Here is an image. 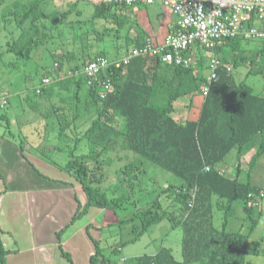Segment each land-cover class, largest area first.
<instances>
[{
    "label": "trees",
    "instance_id": "1",
    "mask_svg": "<svg viewBox=\"0 0 264 264\" xmlns=\"http://www.w3.org/2000/svg\"><path fill=\"white\" fill-rule=\"evenodd\" d=\"M44 1L19 3L24 9L17 23L21 25L29 20V27L17 39L8 42L9 51L15 55L27 59L33 47L48 39L45 32L39 41L37 37L36 22L46 15L43 11L39 12V5ZM93 5L92 21L101 19L115 24L117 28L128 21L123 12L127 9L125 7L105 3ZM68 11L61 15H66ZM130 31L129 28L122 36L124 55L132 48L143 45L147 39L143 31L136 33L135 30L134 36L129 37L127 33ZM240 40L243 39L225 40L214 53L219 54L225 64H239L237 55L232 52L237 51ZM83 41L84 48L79 54L67 51L56 57L53 64L55 75L49 77L51 83L41 85L39 89L45 98H49L55 88L68 91V85L73 86L74 105L66 102L65 98L60 99V105H50L51 112L61 124L57 137H68L64 131L70 128L71 137L76 141L74 151L78 150L77 143L82 139L88 145V151L85 149L78 155L72 154L63 165L51 163L74 177L86 196V202L77 204L70 221L57 232V237L84 216L90 207L116 211L128 200L124 196H107L97 185L103 179L100 173L103 154L116 151L119 145L141 159L130 162L122 170L129 177L124 179L125 183L131 187L134 170L141 168L145 162L155 164L183 181L172 192L173 202L166 208L156 200L128 218L119 220L133 223L134 236L128 241H134L150 225L165 218L172 219L173 225L180 227L183 233L181 261L173 257L169 248L162 247L153 255H140L124 260L122 264H243L246 244L256 224L252 214L258 205L257 198L262 196L261 187L253 182L251 175L257 160L264 154V137L245 163V170L241 166V151L256 135L264 136V98L255 94L244 81L235 82L231 71L223 67L216 70V79L208 84L207 94L202 97L200 86L206 83V77L195 74L192 68L142 57H134L128 65L118 69L111 66L107 76L112 89L101 98L97 89L104 80L103 75L93 86L83 84L82 77L74 80V76L69 75V72L81 70L98 57H106L104 52L90 51L87 38ZM226 47L230 49L229 53L222 54ZM118 57L117 53L112 55V58ZM239 60L244 58L239 57ZM65 61H74L66 72L62 69ZM261 69L264 71V67ZM258 70L249 69L248 73ZM195 96H201L202 101L196 119L192 120L188 112ZM82 118V124L77 125L76 122ZM230 155L236 159L234 175L228 173L230 165L226 159ZM85 157L93 162L88 163ZM166 191L169 192V188ZM238 203L245 220H250L246 234L227 230L228 218L236 217ZM214 209L222 213L219 228L213 226ZM91 240L94 253L89 263L114 264L102 255L96 240ZM59 249L67 264H72L70 255L60 245ZM8 253L0 238V264H8Z\"/></svg>",
    "mask_w": 264,
    "mask_h": 264
},
{
    "label": "rangeland",
    "instance_id": "2",
    "mask_svg": "<svg viewBox=\"0 0 264 264\" xmlns=\"http://www.w3.org/2000/svg\"><path fill=\"white\" fill-rule=\"evenodd\" d=\"M94 7L87 0H46L42 2L39 5V12L43 11L46 15L39 18L36 22L38 27L37 37L42 38L41 36L45 32L48 39L33 47L27 59L15 55L8 50L9 45L7 46V42H12L20 36V33L28 30L29 24L24 26L25 30L19 29L16 25L23 14L21 8L17 6L15 13L5 15L4 18L0 19V99L4 97L7 101L3 107H0V140L4 139V141L13 144L16 149L21 148L24 152L28 151L27 154L35 155L46 162L44 164L32 162V166L36 167L42 174L46 173L49 177L55 176L48 164L54 162L60 166L65 164L72 154L78 155L82 153L81 150L85 151V149L88 151V145L83 139L77 143L78 150H73L76 141L71 137L70 128H66L64 131L68 137L66 135L61 138L57 137L61 124L58 123L55 114L51 112L50 105H60L61 98H65L66 102L74 105L72 97L73 86L68 85V91L57 87L49 98H45L39 92L41 80L44 77L50 80L55 75L53 64L56 57L62 56L67 51L79 54L84 48L83 39L86 38L90 42L89 50L92 52H104L106 58L110 60L114 53H117L118 56H124L122 54L124 52L122 36L125 35L129 28L131 30L127 33L129 37L134 36L135 32L133 30L136 33L143 31L147 39L157 42L169 31L166 26L174 20V15L170 9L156 2L147 7L141 5L133 6L129 9L125 7L127 9L123 12L128 16V21L124 26L117 28L115 24H108L101 19L92 21L91 16L94 12ZM67 10H69L68 13L62 16V12ZM133 13H137V16H133ZM41 27H44V29ZM44 38L45 36L43 40ZM223 50L222 54L230 51L228 47ZM232 53L237 55L239 63H228L235 82L244 81L252 87L255 94L259 93L264 89V71L261 69L264 67V39L240 40L237 51ZM210 56L211 53L207 51H202L198 55L196 68L199 76L206 77L208 75L206 65ZM217 57L221 60L219 54H217ZM239 57H243L244 60H239ZM250 60H252V63H250ZM70 64H74V61L64 62L62 66L64 72L68 70ZM249 69L259 70L249 74ZM64 75L67 76V74ZM79 77L81 76L75 74L73 79L76 80ZM81 80L84 84V79L82 78ZM198 98L196 100L198 99L200 102L201 96ZM196 109L193 111L195 116L190 115L191 118L197 116L199 109ZM46 113L47 116H44ZM81 122H83V118L78 120L76 124L80 125L82 124ZM116 127L119 126L116 125ZM261 137L263 138L264 136L256 135L242 148L241 158L245 163L255 153ZM25 157L27 158V156ZM85 160L88 163L93 162L89 157H85ZM138 160L141 159L136 154L121 149L119 145L116 151L107 152L106 155L103 154V167L100 172L103 179L97 185L107 196H124L128 200L121 209L116 211L106 210L105 216L102 218H99V213V216H93L94 212L90 211L87 216L84 215L76 220L75 224H85V221L88 218L92 219V217L96 219L95 224L100 223L98 229L94 228L92 236L96 239V244L102 255L106 257L105 259L114 264H122L124 260L129 261L140 255H151L162 247L171 249L174 258L177 261H181L183 233L180 227L173 225L172 219L165 218L150 225L134 241H128L134 236L132 231L133 223L119 221L123 218H128L136 210L146 208L156 200L166 208L173 202L171 198L172 192L183 184V181L174 174L155 164L145 162L141 168L134 170L135 178L131 179L133 183L131 187L127 182L125 183L124 179H129V177L122 170L125 165ZM226 160L230 165L229 167L233 168V162L229 159ZM258 160L262 162L260 165L264 167V154ZM6 161L10 163L8 168H4L5 170L0 172L5 176V180L12 184L9 185L7 195L4 196L1 202L0 221L3 223L2 219H5L8 222V227L11 229L13 237L14 235L17 237V244L23 246L27 242V230L29 229L27 222H29L30 216L34 215V207L40 199L37 198V193L33 188H29V192L24 188L23 183L26 180L23 181L22 179L27 177L29 182L33 180V177H28L30 169L18 161L16 152L14 154L9 153L4 163ZM243 167L246 169L247 166L244 164ZM23 172H28V175H20ZM231 172L233 173V171ZM251 179L261 187L262 196L259 197V206L252 214L256 224L246 244L243 264H264V169L255 167ZM167 188H169V192L166 191ZM5 200H10L9 204ZM70 204L64 205L65 208L61 212L62 220L65 219V216L69 220L70 214L67 211L70 210ZM54 206L49 201L45 202V206H41L42 213H40L38 219L36 214L34 215L36 225L37 222H40L44 229L43 235L47 239H51V241L54 240V236L49 229L52 223L48 215L56 211ZM239 207L240 204L238 203L235 213L242 216L245 220L246 216ZM66 219L65 224L67 222ZM221 221L222 213L214 209L213 226L219 228ZM246 222L245 225L248 224L249 226L250 220H246ZM235 223L238 226L235 227ZM239 225L236 222V217H234L232 232L239 231ZM55 233L57 234V232ZM83 241V238H79V235L74 234L70 243L80 247ZM100 258L99 256L98 259ZM77 264L85 263L84 260L79 259Z\"/></svg>",
    "mask_w": 264,
    "mask_h": 264
},
{
    "label": "built area",
    "instance_id": "3",
    "mask_svg": "<svg viewBox=\"0 0 264 264\" xmlns=\"http://www.w3.org/2000/svg\"><path fill=\"white\" fill-rule=\"evenodd\" d=\"M92 4L105 3L119 7L137 5L149 6L159 2L170 9L174 21L169 31L157 42L146 39L143 45L132 48L127 55L112 58L98 57L88 62L70 76L80 75L86 86H93L100 75L104 76L98 95L103 98L111 91L110 78L107 70L113 66L118 69L128 65L134 57L151 58L161 63L174 64L184 68H192L198 74L196 62L202 51L211 53L206 68V83L200 86L201 96L208 91V84L216 79V70L223 67L231 71L229 65L220 61L214 50L223 41L241 37L243 40L264 39V28L256 22L264 21V0H222L225 5L217 10L212 0H87ZM251 22V25H248ZM49 79L44 78L41 85H48ZM7 103L0 100V107ZM207 170V168H206Z\"/></svg>",
    "mask_w": 264,
    "mask_h": 264
},
{
    "label": "crops",
    "instance_id": "4",
    "mask_svg": "<svg viewBox=\"0 0 264 264\" xmlns=\"http://www.w3.org/2000/svg\"><path fill=\"white\" fill-rule=\"evenodd\" d=\"M30 1L31 0H20V1L0 0V16H1L0 19L4 18L5 15H9L10 13L16 12L15 10H17V6H19L21 8V11H23L24 8H22L19 3L25 4L26 2L28 3ZM141 6H144V5H141ZM129 8H132V7H129ZM133 16H137V13H133ZM173 21L170 22L169 25L166 26L167 30L171 28ZM28 23H29V20L26 21L25 24L20 25L17 23L16 25L19 29L22 28L23 30V29H26L24 28V26L27 25ZM255 24L258 26H262L264 28V21L256 22ZM7 46H8V42H7ZM8 50H9V47H8ZM228 65L230 66V64ZM257 95L259 97L264 98V89H262L259 93H257ZM198 97L199 96H195L193 98L192 107L190 111L188 112V117L192 120H195L197 116L191 118L190 115H194L193 113L194 109L198 108L202 101V98H201L199 102ZM196 98L198 99L196 100ZM1 99H6V98L3 97ZM196 115H198V111ZM15 152H16L18 161L25 164L30 169L28 171L30 173L29 175H28V172H23V174H20V175L22 176L28 175V177L30 176L31 178L33 177V180L29 182H28L29 178L27 177L23 178L22 180L23 181L26 180L23 184L27 192H29L30 190L29 188H33V190L37 193V196H38L37 198L40 199L37 205H35L34 207L35 209L34 215L36 214L37 219L40 213H42L41 206L44 207L45 202L49 201L50 204H52L53 206L56 204L57 205L54 206L56 211L48 215L52 223L50 224L49 229L50 231H52V234L54 236L53 241H51V239H47V237L43 235V231H44L43 226L40 224V222H37V225H36V221H34V215L30 216V220L29 222H27V225L29 227V229L27 230L28 231L27 242L23 246H20L17 244V240H16L17 237H15V235L13 237V233L11 232V229L8 227V222L5 221V219H2L3 223H1L0 221V238H1V241L5 249L9 251V253L6 255L7 263L8 264H67L68 263L67 259L61 254V251L59 249V245H60L61 249L70 255L72 264H77L79 259L84 260L85 264H90L89 258L94 253V244L91 240V238L94 239V237L92 236V232L94 228L98 229V226L100 225V223L95 224V220H96L95 218L93 217L92 219L88 218L85 221V224H75L74 222L73 224H71L70 226L66 228V230L60 235L59 238L57 237L55 233V232H58L62 227H64L70 221L73 213L75 212L77 208V204L79 203L83 205L86 202V196L81 188L80 183L74 177L70 176L68 173L64 172L63 170H61L60 168H58L56 165H53V164H48V165H50L49 166L50 170L53 171L52 173L54 174L55 177H49L48 175H46V173L42 174L41 171H39L36 167L32 166L33 164L32 162H35V163L37 162L41 164H44L46 162H44L42 159L38 158L35 155L27 154L28 151L24 152V151H21L20 148L16 149L13 144L7 141H4V139L0 140V171L5 170L4 168H8L10 163H7V161L4 163V160L9 156V153L14 154ZM25 156H27V158ZM228 159L231 160V162H233V168L229 167L228 173L231 175H234V172H235L234 166L236 164V159H234L233 155H230ZM241 160H242L241 166L245 170V168L243 167L245 162L243 161V159ZM257 161L258 162H256L255 167L256 168L258 167L259 169L260 168L264 169V167L260 165L262 162L259 160ZM231 171H233V173ZM5 179H6L5 176L2 175L0 172V206H1L2 200L4 199V196L7 195V190L9 189V185L12 184L11 182L8 183ZM254 183L258 185L256 182ZM45 196H48V197H45ZM5 201L7 204H9L10 202V200L8 201L5 200ZM75 202L77 203L76 205H75ZM257 202H258V205H257L258 207L260 203L259 198H257ZM68 203H71L70 210L67 211V213L70 214V218L69 220H67L65 216V219L67 220L65 224L64 223L65 219L63 220L61 219V215H62L61 212L65 208L64 205ZM90 211L94 212L92 214L93 216H99L100 214L99 218L104 217L106 213V210L104 209L90 207L88 212L85 215L87 216L88 213H90ZM235 216H236V222L240 224L239 228L241 230L239 229V232L242 234H246L248 232V227H249L248 224L245 225L247 223L246 220H244L242 216H239L237 214ZM233 219L234 217H230V219H228V224H227L228 231H232L231 229L233 225ZM236 224L237 223H235V227L238 226ZM74 234H76L77 236L79 235V238H83L84 241L82 242V244H80L81 248L79 246L76 247L77 245L70 243V240L74 237Z\"/></svg>",
    "mask_w": 264,
    "mask_h": 264
},
{
    "label": "clouds",
    "instance_id": "5",
    "mask_svg": "<svg viewBox=\"0 0 264 264\" xmlns=\"http://www.w3.org/2000/svg\"><path fill=\"white\" fill-rule=\"evenodd\" d=\"M212 3L217 5V10L219 11L220 8H223L225 5L223 4L222 0H212Z\"/></svg>",
    "mask_w": 264,
    "mask_h": 264
}]
</instances>
